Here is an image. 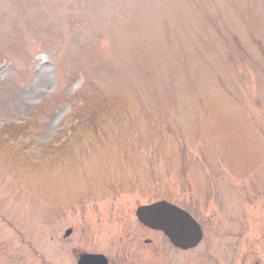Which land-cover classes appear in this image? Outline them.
I'll return each mask as SVG.
<instances>
[{
  "label": "rangeland",
  "instance_id": "374dc122",
  "mask_svg": "<svg viewBox=\"0 0 264 264\" xmlns=\"http://www.w3.org/2000/svg\"><path fill=\"white\" fill-rule=\"evenodd\" d=\"M94 102L98 134L49 148ZM9 124L0 264H264V0H0ZM160 198L196 248L136 221Z\"/></svg>",
  "mask_w": 264,
  "mask_h": 264
},
{
  "label": "water",
  "instance_id": "95a60500",
  "mask_svg": "<svg viewBox=\"0 0 264 264\" xmlns=\"http://www.w3.org/2000/svg\"><path fill=\"white\" fill-rule=\"evenodd\" d=\"M134 215L142 226L161 232L176 249H194L202 240L199 224L187 212L166 201L138 207ZM70 233L66 230L65 236ZM76 264H106V259L101 255L79 254Z\"/></svg>",
  "mask_w": 264,
  "mask_h": 264
},
{
  "label": "trees",
  "instance_id": "16d2710c",
  "mask_svg": "<svg viewBox=\"0 0 264 264\" xmlns=\"http://www.w3.org/2000/svg\"><path fill=\"white\" fill-rule=\"evenodd\" d=\"M101 103L100 102H94V103H85L80 105V107H73L71 109V112L69 113V119L73 121V126H71V131L68 135V137L65 138V140L58 144L57 140H54L51 145H49V148L55 147L53 145H58L55 152H60L62 150H66L69 148L73 140L81 139V142H84L82 140L85 139V137L90 133L91 135H96L99 132L100 124L98 126H95V124L99 121L100 115H101ZM104 110H105V104H104ZM76 129H78V132L75 133ZM82 129V131H81ZM22 127L20 125H5L0 128V154H11L13 151V148L10 149L9 144L12 140L16 139V137H19V135L23 134ZM73 131V132H72ZM81 131V132H79ZM75 133V134H73ZM73 134L72 136H70ZM57 143V144H56ZM48 150V149H47ZM129 188H133L132 184H128ZM116 188V187H115ZM119 190V188H116Z\"/></svg>",
  "mask_w": 264,
  "mask_h": 264
},
{
  "label": "flooded vegetation",
  "instance_id": "af4514ba",
  "mask_svg": "<svg viewBox=\"0 0 264 264\" xmlns=\"http://www.w3.org/2000/svg\"><path fill=\"white\" fill-rule=\"evenodd\" d=\"M148 230V229H147ZM150 242L149 241H144V244H149ZM82 252H77L76 253V251H74L73 252V257H74V264H76V260H77V256L79 255V254H81ZM87 254H90V255H92V254H100V253H87ZM100 255H103V254H100ZM104 256V255H103ZM105 258H106V264H109V261H108V258L106 257V256H104ZM114 264H125V263H123V262H117V263H114Z\"/></svg>",
  "mask_w": 264,
  "mask_h": 264
}]
</instances>
